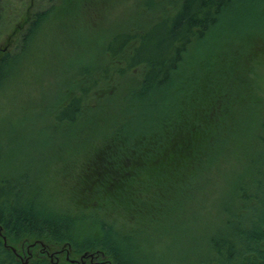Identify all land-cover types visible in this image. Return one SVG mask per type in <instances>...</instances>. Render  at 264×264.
Instances as JSON below:
<instances>
[{
    "label": "trees",
    "instance_id": "trees-1",
    "mask_svg": "<svg viewBox=\"0 0 264 264\" xmlns=\"http://www.w3.org/2000/svg\"><path fill=\"white\" fill-rule=\"evenodd\" d=\"M109 1L63 0L35 12L20 48L0 54V95L14 80L21 59L30 55L29 44L47 36L45 31L54 25L53 12L68 15L92 6L97 20L101 8L112 7ZM234 1L145 0L146 25L106 27L100 61L78 73L82 77L78 92L51 113L58 125L72 128L69 154H77L73 168L79 161L82 168L74 187L62 198L45 178L32 185L19 173L1 168L5 172H0V264H74L44 256L25 262L10 248L19 241L66 245L75 258L100 252L110 264L153 263L147 250L151 236L182 210L189 213L203 206V192L213 181L210 175L207 183L204 179L212 162L200 159L195 169L193 154L198 152L193 142L200 136L193 134L194 116L202 110L212 119L227 110L232 114V106L215 102L218 96L228 104L241 101L237 87H232V95L223 88L229 74L220 69L237 46L244 48L251 38L264 34V0H241L250 7L246 14L255 16L252 22L238 23L232 40L222 37L232 49L229 60L221 58L228 51L219 48L217 41L207 43L224 17L230 12L238 15ZM65 5H70V11L59 13L58 8ZM219 71L224 78L218 84L221 89L206 92ZM130 77V84L137 86L125 94L120 85L110 84L113 78L120 82ZM95 97L96 102L89 105ZM260 117L259 139L264 148V117ZM217 131L216 127L210 139L217 141L216 146L212 144L215 153L219 137L225 136ZM84 188L98 194L88 201ZM220 192V198L211 200L202 214L212 213L214 205L215 219L206 218L205 236L199 245L192 244L181 264H264V152L253 153L249 169L238 174L233 187L231 179Z\"/></svg>",
    "mask_w": 264,
    "mask_h": 264
},
{
    "label": "rangeland",
    "instance_id": "rangeland-1",
    "mask_svg": "<svg viewBox=\"0 0 264 264\" xmlns=\"http://www.w3.org/2000/svg\"><path fill=\"white\" fill-rule=\"evenodd\" d=\"M62 1L3 0L0 54L15 52L20 48L28 21L35 12L49 10L51 6H56ZM111 1L112 7L101 8L99 12L102 16L97 17V20L91 14L92 6L78 12H68L71 13L68 15L53 12L54 25L45 31L47 36L40 41L37 38L36 43L33 41L29 44L28 54L30 55L21 59L14 80L9 83L6 92L0 95V148L3 149L0 172H5L1 169L4 168L10 174L19 173L22 179L32 185L38 183L41 177L43 180L45 178L47 180H44L45 183L62 198L74 187L82 168L81 161L73 168L72 158L77 154H69L72 145L70 140L72 128L58 125L54 122L51 113L73 93L78 92V87L81 85L79 83L82 80L81 76H77L78 73L90 65L94 66V62L100 61L98 52L104 45V33L107 34V26L115 29V27L146 25L148 22L146 19L148 8L143 4L145 0ZM247 6H249L247 1L235 0L233 10H236L238 15L230 12L213 32L214 34L212 33L207 39L208 44L217 41L219 48L228 51L222 54V59L227 56V60L230 57L229 51L232 50L229 45L225 46L226 42L222 40V37L232 40L234 28L240 27L237 26L238 23L246 24L254 20L255 15L246 14L250 8ZM70 8V5H65L57 11L59 13L63 10L70 11ZM103 28L105 29L102 31ZM239 48L240 45L235 49L236 52L232 54L231 60L220 70L229 74L225 77L227 80L224 81L223 88L231 91L232 95V87H237L241 101L238 105L228 104L226 100L221 102L218 96L215 99L216 103L232 106L231 115L227 113V110L223 115H214L215 118L212 119L206 111L202 110L194 116L193 120L195 123L193 134L200 136L199 139L194 138L193 142V149L198 152L193 154L195 169L200 159L204 163L212 162L214 165L204 176L206 183L209 175L213 177L210 187L207 186L206 192H203L205 202L207 203L208 200V204L196 207L197 210H189V213L188 210L186 212L182 210L151 236V245L147 246V250L152 257L150 260L152 264H181L183 257L185 258L193 249L192 244L199 245L198 241L205 236L208 225L206 218L215 217L214 205L210 208L212 213H207L206 217H203L209 209V202L220 198L222 194L220 190L231 179L232 187L234 186L238 174L249 169V159L253 153L264 152L263 144L259 139L263 130L260 128V115L264 117V34H260L256 40L251 38L245 49ZM32 51L36 52L34 56L31 55ZM132 77L127 78L129 81L121 80L120 82H114L113 78L110 84L120 85L121 91L125 94L135 85L137 86L136 83L130 84ZM221 80L224 78L221 79L219 71L214 84H209L205 91L213 92L214 89H221L218 86ZM107 89L108 86L104 88V90ZM96 100L97 97L91 98L89 105H93ZM221 119L227 122L222 121V124ZM86 126V123L82 125V127ZM216 127L218 135H225L219 137L221 144V146L218 145L219 154L215 153L212 146V144L216 146L217 141L211 143L210 140ZM226 129L229 133L225 132ZM201 137L203 139L200 141ZM62 152L67 154L62 156ZM176 162L181 166L184 165L181 160ZM46 172L47 175H45ZM227 190L229 193L230 187ZM82 193L83 197L88 195L86 196L88 201L98 194L88 188H84ZM213 222L212 220V224H209L211 227ZM10 248L25 262L34 256H44L53 261H62L66 258L74 264H110L106 256L100 252H87L75 258L71 257V251L66 245L60 246L42 241H19ZM85 254L88 256L83 258ZM89 254H94L93 260Z\"/></svg>",
    "mask_w": 264,
    "mask_h": 264
},
{
    "label": "water",
    "instance_id": "water-1",
    "mask_svg": "<svg viewBox=\"0 0 264 264\" xmlns=\"http://www.w3.org/2000/svg\"><path fill=\"white\" fill-rule=\"evenodd\" d=\"M86 256H88V255L85 254V255L83 256V258L86 257ZM89 256L91 257V260H93V258H94V254H89ZM72 260H73V259H72Z\"/></svg>",
    "mask_w": 264,
    "mask_h": 264
}]
</instances>
